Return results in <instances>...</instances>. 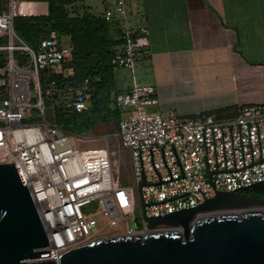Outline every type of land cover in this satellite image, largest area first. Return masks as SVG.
<instances>
[{"label":"built area","instance_id":"2783aa9c","mask_svg":"<svg viewBox=\"0 0 264 264\" xmlns=\"http://www.w3.org/2000/svg\"><path fill=\"white\" fill-rule=\"evenodd\" d=\"M47 13L45 1L6 0L0 8V51L7 53L0 64V163L20 168L41 217L50 255L37 260L58 261L64 251L103 233L153 230L147 216L194 207L217 190L239 191L264 181V103L239 106L226 118L205 112L165 116L147 110L156 102L155 87L133 76L131 88L115 100L121 110L132 107L117 135L133 157L141 206L134 217V189L121 183L108 143L81 149L76 135L44 116V94H57L59 104L77 112L92 107L88 80L74 90L60 88L54 79L72 73L67 67L74 51L71 34L52 32L32 47L15 31V17ZM103 16L120 30L111 65L134 73L150 44L148 27L132 23L126 0H110ZM17 51L24 55L20 61ZM43 73L49 80L44 91Z\"/></svg>","mask_w":264,"mask_h":264},{"label":"crops","instance_id":"0c3cea01","mask_svg":"<svg viewBox=\"0 0 264 264\" xmlns=\"http://www.w3.org/2000/svg\"><path fill=\"white\" fill-rule=\"evenodd\" d=\"M126 1L132 23L150 31L139 67L150 73L143 82L155 87L153 110L226 118L239 106L264 103V0ZM121 69H114L120 92L133 83ZM170 92L195 99L180 109L167 101Z\"/></svg>","mask_w":264,"mask_h":264},{"label":"water","instance_id":"95a60500","mask_svg":"<svg viewBox=\"0 0 264 264\" xmlns=\"http://www.w3.org/2000/svg\"><path fill=\"white\" fill-rule=\"evenodd\" d=\"M146 219L153 230L37 260L50 255L41 217L20 168L0 163V264H264V197L217 190L194 207Z\"/></svg>","mask_w":264,"mask_h":264},{"label":"trees","instance_id":"16d2710c","mask_svg":"<svg viewBox=\"0 0 264 264\" xmlns=\"http://www.w3.org/2000/svg\"><path fill=\"white\" fill-rule=\"evenodd\" d=\"M48 2L45 15H22L14 19L16 33L30 46L36 47L52 32L71 34L74 46L73 58L67 63L72 69L69 75L54 77L60 88L79 90L86 85L92 92V107L77 112L64 104H59L57 94H44V116L50 122L57 123L63 129L76 132L86 131L97 123L116 121L117 129L122 111L116 105V94L120 91L115 83V72L111 65L112 47L119 42L111 25L104 16L90 12L76 11L81 0H30ZM6 0H0V8ZM5 42V41H4ZM7 53L0 51V64ZM24 55L17 51L15 58L20 61ZM42 89L48 85L47 74H42ZM235 108V114L237 112ZM37 113V109H33ZM212 114L211 112H205ZM241 196L264 197V181L239 190Z\"/></svg>","mask_w":264,"mask_h":264},{"label":"rangeland","instance_id":"374dc122","mask_svg":"<svg viewBox=\"0 0 264 264\" xmlns=\"http://www.w3.org/2000/svg\"><path fill=\"white\" fill-rule=\"evenodd\" d=\"M108 1L110 0H81L76 4V11L80 13L90 12L97 16H103L106 9V3ZM121 73L127 81H131L133 76H135V78L141 84H146L143 82V80L148 79V76L150 75L145 67H138L134 73L130 69L122 68ZM194 99L195 97L188 92H170L167 97L168 102L176 103L178 107L180 106V109L184 108L183 106L192 104ZM153 109L154 106L147 108L148 111ZM131 110L132 107L122 108V117H128ZM218 117L223 118L222 116ZM117 133V123L116 121H112L97 123L86 131H76L73 134L76 135L75 137L78 147L81 149L106 146L108 143L109 149L112 152V159L119 162L118 175L120 176L121 181L123 180L121 183L130 185L134 189V197L136 202L134 206V217L137 218L139 216L141 206L139 204V189L134 175L133 157L131 152L121 145V139ZM94 210L95 209H92L91 211ZM130 221L133 222V219H130ZM112 231H114V229ZM106 236L109 235L103 233L97 238Z\"/></svg>","mask_w":264,"mask_h":264},{"label":"bare ground","instance_id":"6f19581e","mask_svg":"<svg viewBox=\"0 0 264 264\" xmlns=\"http://www.w3.org/2000/svg\"><path fill=\"white\" fill-rule=\"evenodd\" d=\"M206 214H203V215H201L200 217H202V216H205Z\"/></svg>","mask_w":264,"mask_h":264}]
</instances>
